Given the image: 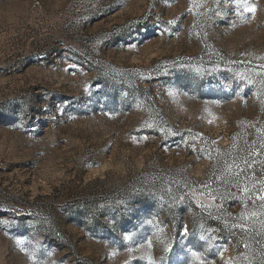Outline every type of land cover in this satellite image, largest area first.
<instances>
[{"label":"rangeland","instance_id":"374dc122","mask_svg":"<svg viewBox=\"0 0 264 264\" xmlns=\"http://www.w3.org/2000/svg\"><path fill=\"white\" fill-rule=\"evenodd\" d=\"M201 262L264 264V0H0V264Z\"/></svg>","mask_w":264,"mask_h":264},{"label":"snow or ice","instance_id":"6c2138e0","mask_svg":"<svg viewBox=\"0 0 264 264\" xmlns=\"http://www.w3.org/2000/svg\"><path fill=\"white\" fill-rule=\"evenodd\" d=\"M248 11H249V12L255 11L254 6H253L252 8H249ZM201 264H203V262H201Z\"/></svg>","mask_w":264,"mask_h":264}]
</instances>
